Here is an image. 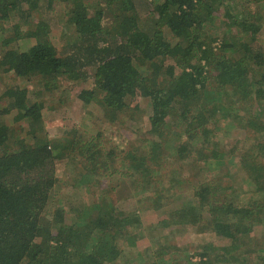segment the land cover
<instances>
[{"label":"trees","instance_id":"obj_1","mask_svg":"<svg viewBox=\"0 0 264 264\" xmlns=\"http://www.w3.org/2000/svg\"><path fill=\"white\" fill-rule=\"evenodd\" d=\"M145 1L151 9L141 17L137 0H0V34L8 47L0 53V76L16 81L0 87V264H134L126 250L142 230L141 215L118 203L143 204L154 194L142 209L165 204L172 196L156 176L170 177V158L177 163L176 156L194 154L206 170L212 159L226 166V175L239 166L251 187L244 200L246 188L224 185L220 171L195 187L197 201L186 200L174 222L209 228L231 244L187 251V263L264 264L257 253L264 248L250 236L264 228V0ZM40 8L52 20L30 23ZM49 21L72 27L77 42L60 50ZM23 26L29 28L21 33ZM24 37L31 42L22 47ZM46 90L53 96L75 91L96 126L82 130L65 119L70 137L51 138ZM144 98L151 137L116 147L104 122H138ZM215 118L251 128L248 148L215 147L222 129ZM63 159L72 166L73 189L95 194L91 204L74 209L65 204L68 195L54 198ZM164 159L168 171L161 174ZM126 182L130 191L121 196ZM70 211L76 214L68 223ZM157 252L164 260L165 248Z\"/></svg>","mask_w":264,"mask_h":264},{"label":"rangeland","instance_id":"obj_2","mask_svg":"<svg viewBox=\"0 0 264 264\" xmlns=\"http://www.w3.org/2000/svg\"><path fill=\"white\" fill-rule=\"evenodd\" d=\"M137 7L141 17L148 15L151 5L148 1L145 0H137ZM262 11L264 12V7H262ZM42 15H39L36 11H34L33 17L30 18V23H34L38 21L41 17L44 19H51L52 15L44 8L38 9ZM17 19L13 20L16 21ZM52 20V19H51ZM113 21L112 14L107 13L106 15V22L107 24L111 25ZM51 24V33L55 38L56 46L60 50L68 49L72 44L77 42V33L75 30L66 25H59L55 21H49ZM29 27L23 26L21 29V33L27 32ZM12 30V29H10ZM9 30V31H10ZM262 35H264V27L261 31ZM21 42L22 47L27 46V43H30L31 40H27V37ZM28 41V42H27ZM8 47L3 46L2 43V35L0 34V53L7 49ZM15 78L12 74H2L0 76V87L6 85L7 83L13 84L15 83ZM53 92L46 90L43 94V98L47 102V107L43 109V114L47 126L48 133L50 134L51 138H58L60 140L67 139L70 137L68 132L70 131L67 126L64 125L65 119H73L82 130L89 131L90 128L94 125L96 126L94 120L95 114H90L87 107H84L83 102L80 101L77 97H75L76 92L74 91L73 94L64 95L61 90H58L55 95H52ZM147 103L149 100L144 98L140 101V108L145 109L141 110L138 114V122L131 121L124 122L123 124H109L105 121L104 117H101V121L104 122V127L109 134L112 135V139L114 142H117L115 145L116 147L120 146L119 144L123 145V147H133L141 145L140 139H145L147 137H151L148 133V123H147ZM50 105L55 106L49 108ZM97 108L96 105L92 104ZM94 110V109H93ZM95 111V110H94ZM96 112V111H95ZM218 117H222L225 114L222 111H218ZM222 115V116H220ZM224 119V118H223ZM99 120V119H98ZM214 122H218L219 127H221V135L219 136L218 147L223 152L234 151L240 152L244 151L248 148L251 144L254 136V132H252L251 128L246 129L235 122L224 119L220 122L217 118L213 120ZM89 125V126H88ZM74 128L72 127V130ZM76 130V128H75ZM212 145V144H210ZM66 152V151H65ZM68 159V158H67ZM67 159L58 163V176L59 182L57 184L54 198L57 199L58 196L61 195H68L69 200L66 199L65 204L75 209L80 206H84L86 204H91L95 198V194L86 193L83 189L79 191H75L72 185L69 183V179L71 178L69 173L71 172V165H68ZM177 159V160H176ZM175 161L177 163L171 162L167 160V163H170V177L165 178L164 176H156L159 180H164L163 187L168 186L169 194L172 198L167 201H161L158 207H148L142 209V205H147L154 199V194H151L152 197H149L151 200H145L143 204H138L137 199H121L118 203L120 209L124 212L129 213L137 212L141 215V222L143 227H141V231L137 229L138 239L135 244L130 247L126 251H132L134 256L133 263L134 264H148L147 259H151L150 264H188L186 257L188 254L187 251H194L195 253L201 252L204 248L206 243H216L219 246L230 245L231 240L225 237L219 236L215 237L212 232H208V229H199L196 226L187 224V225H180L177 226L174 222V218L176 217L175 213H177V209H182L185 204L186 200L197 201V197L195 195V187L200 184L201 182L206 181L207 177L214 178L219 175L222 177V183L232 185L234 189L241 190L242 187L246 188V183L244 182V175L242 170L239 166L233 167L230 174L226 175V166L217 165L214 166V162L220 161L219 159H212L210 160L213 164L212 168L206 170L207 166L204 164V160L202 158L199 159L198 154L189 155V156H176ZM172 166L175 168L172 171ZM229 166V165H228ZM222 169V170H220ZM206 170V171H205ZM168 171L165 165L164 159V166L159 171L161 174ZM203 172V179H199L197 174ZM107 184V181L105 182ZM129 182L123 183L122 185V195H127L130 189ZM251 187V186H248ZM244 190V200L247 199L248 194L245 193ZM148 189V186L145 187ZM233 188H228L227 192L231 193ZM84 191V192H83ZM94 193V192H93ZM62 197V196H61ZM164 204V205H163ZM81 207V208H82ZM73 211H70L66 214V220L68 223L71 222L74 215ZM204 223V222H203ZM136 232V231H135ZM250 236H254L255 242H258L259 248H264V228L261 226H257L254 228V231L250 234ZM216 239V240H215ZM164 247L165 248V259H161L160 255L157 252V248ZM258 254L264 256V250L259 249L257 251ZM193 257L192 254H189ZM195 255V254H194ZM169 259V260H166ZM186 262H183V261Z\"/></svg>","mask_w":264,"mask_h":264}]
</instances>
